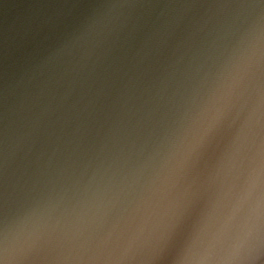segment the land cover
Returning <instances> with one entry per match:
<instances>
[{
	"label": "water",
	"instance_id": "95a60500",
	"mask_svg": "<svg viewBox=\"0 0 264 264\" xmlns=\"http://www.w3.org/2000/svg\"><path fill=\"white\" fill-rule=\"evenodd\" d=\"M0 264H264V0H0Z\"/></svg>",
	"mask_w": 264,
	"mask_h": 264
}]
</instances>
